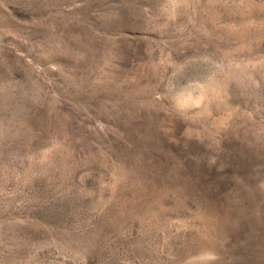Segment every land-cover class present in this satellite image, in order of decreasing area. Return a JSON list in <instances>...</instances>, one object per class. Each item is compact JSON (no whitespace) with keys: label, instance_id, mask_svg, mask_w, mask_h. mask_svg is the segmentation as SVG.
Returning a JSON list of instances; mask_svg holds the SVG:
<instances>
[{"label":"rangeland","instance_id":"rangeland-1","mask_svg":"<svg viewBox=\"0 0 264 264\" xmlns=\"http://www.w3.org/2000/svg\"><path fill=\"white\" fill-rule=\"evenodd\" d=\"M0 264H264V0H0Z\"/></svg>","mask_w":264,"mask_h":264}]
</instances>
